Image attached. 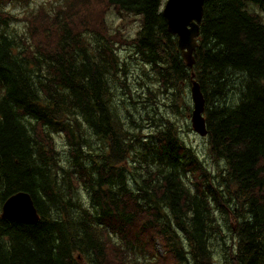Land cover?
<instances>
[{"label":"trees","instance_id":"1","mask_svg":"<svg viewBox=\"0 0 264 264\" xmlns=\"http://www.w3.org/2000/svg\"><path fill=\"white\" fill-rule=\"evenodd\" d=\"M31 1L0 0V216L9 197L26 192L40 220L0 217V264H145L155 245L176 264H264V19L247 10L264 12V0H206L192 69L168 32L164 0L6 10ZM109 9L141 16V29L134 37L111 29L98 16ZM131 62L148 69L146 80L133 75L137 99L126 83ZM232 72L247 81L236 104L223 103ZM192 75L206 99L203 139L216 177L178 122ZM115 84L134 112L117 103ZM56 134L72 162L61 158ZM213 212L235 223L229 236Z\"/></svg>","mask_w":264,"mask_h":264},{"label":"rangeland","instance_id":"2","mask_svg":"<svg viewBox=\"0 0 264 264\" xmlns=\"http://www.w3.org/2000/svg\"><path fill=\"white\" fill-rule=\"evenodd\" d=\"M56 1L57 0H32L28 5L17 4L14 6H8L6 8V10H10L13 14L22 16L26 13L30 14L29 12H31L33 10L36 11L38 7L44 6L45 4L49 5V6H50V4H48V3L54 2V4H55ZM102 8H103V5H102ZM247 10L249 12H255V13L261 15L262 18L264 19V12H262L258 6L254 5V4H248ZM98 16H100V17L105 16V22L108 24V26L111 29L119 27L129 37H134L136 35V33L141 29V27H140L141 16H137V17L133 16V15L120 16L115 11V9L106 10V11H104V13L101 12V10H99ZM21 24H17L15 26V29L13 32L20 33L24 27V25L22 26ZM119 54L122 58V57H127L129 52L127 50H123ZM142 71L148 72V69L140 63L131 62L130 74H129L130 76H129V79L126 81V83L129 86V90L133 96V99H137L138 98L137 95H139L141 92L140 86H139L138 82L136 81L137 77L140 76L142 79L146 80V78L142 75ZM133 75L136 76V80L134 79ZM245 76L246 75L244 73H241V72H232L230 74L229 80H227V85H228L227 95H226L227 98H226V100H222L223 103H227V102H231L232 104L237 103L238 97H236V93L238 94L237 90H241L243 84L246 83L247 78ZM158 85L159 84H157L155 81H152L149 83L150 88H152L153 90H157ZM114 89H115V93H116L117 103L121 104L122 102H124L125 105L128 107L129 112H134V108L131 104L130 97L128 96L127 90L125 89V87H123L119 84H115ZM158 99H159L161 104H163V103L170 104L171 103V101L168 100L167 96L163 95L161 93L158 95ZM178 104H179V110L182 112V114L179 115L178 122L180 123L181 126H184L185 130H188L189 128L191 129L189 131V140H190L189 144L198 148V153H199L200 157H202L204 159L205 164L207 165V167L209 169V172L211 173L212 176L216 177L217 176V166L213 163L212 159L208 156V147L206 144V140L193 132L192 126H191V118H190L191 114L186 112L187 107H191V109L193 110V101H192V97H191L190 86L187 85L185 87V89L182 90V92H180V99H179ZM217 105L220 106L216 102V106ZM138 108L139 107L136 106V109H138ZM213 108H214V105H213ZM153 109H154V107H153ZM163 110L164 109H163V105H162V109H161L162 113H163ZM166 110H167L168 114L171 112L170 108H168ZM110 112L112 113L111 110H110ZM125 123L128 126L130 125L129 121H126ZM150 130L151 129L149 127V123H145L144 131L149 133ZM151 132H152V130H151ZM55 139L57 142L58 150L61 154V158L71 161L70 154L67 152V147L65 145V141L62 138V136L56 134ZM157 148H158V142L153 141V142H151V144L149 146V152L157 155V151H158ZM99 151L102 152V148H99ZM81 162L86 163L84 161V159H81ZM130 166H131V164L128 165V168ZM213 182L215 185L219 184V181L217 179H214ZM212 214H213L214 219H217L218 221H220L221 233H223L225 236H229V232L227 229H228V227H230V228L235 227L234 226L235 223L232 222L231 220H229L228 222L224 221V220H228L230 217L227 218V216L223 215L222 217L219 218V216H218V218H217V217H215L214 212ZM208 247H210V239H207L206 248H208ZM154 249H155L154 250L155 255H153V256L148 255V259H147L148 264H176V262L174 263L170 256H168L167 254H165L163 251H161L159 249V246L155 245ZM204 264H213V262H212V260H209V261H205Z\"/></svg>","mask_w":264,"mask_h":264},{"label":"water","instance_id":"3","mask_svg":"<svg viewBox=\"0 0 264 264\" xmlns=\"http://www.w3.org/2000/svg\"><path fill=\"white\" fill-rule=\"evenodd\" d=\"M205 0H168L163 10L168 32L178 38L182 57L189 68L195 63L194 52L198 47L200 24L203 18ZM191 95L193 112L191 123L193 130L201 135H207L205 98L197 82L192 83ZM2 219L23 224H36L40 217L30 194L17 193L8 198L2 208Z\"/></svg>","mask_w":264,"mask_h":264}]
</instances>
